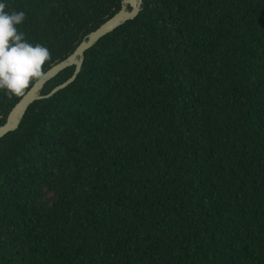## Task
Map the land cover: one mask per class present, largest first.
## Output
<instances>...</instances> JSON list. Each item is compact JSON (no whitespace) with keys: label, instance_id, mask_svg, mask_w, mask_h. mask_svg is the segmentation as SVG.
I'll use <instances>...</instances> for the list:
<instances>
[{"label":"trees","instance_id":"trees-1","mask_svg":"<svg viewBox=\"0 0 264 264\" xmlns=\"http://www.w3.org/2000/svg\"><path fill=\"white\" fill-rule=\"evenodd\" d=\"M6 2L48 71L123 0ZM142 8L0 142V264H264V0Z\"/></svg>","mask_w":264,"mask_h":264},{"label":"clouds","instance_id":"clouds-1","mask_svg":"<svg viewBox=\"0 0 264 264\" xmlns=\"http://www.w3.org/2000/svg\"><path fill=\"white\" fill-rule=\"evenodd\" d=\"M25 20L24 11L10 10L6 0H0V93L8 100L24 98L47 79L50 50L27 40L20 30Z\"/></svg>","mask_w":264,"mask_h":264},{"label":"water","instance_id":"water-1","mask_svg":"<svg viewBox=\"0 0 264 264\" xmlns=\"http://www.w3.org/2000/svg\"><path fill=\"white\" fill-rule=\"evenodd\" d=\"M143 3L144 0H123L122 8L116 15L104 23L99 29L90 33L71 56L48 70L46 81L33 86L27 96L22 98L12 109L5 124L0 126V142L8 134L19 129L28 109L33 103L49 99L58 92L72 85L82 71L86 52L92 49L107 35L111 34L127 22L135 20L143 10ZM70 67H75L73 76L62 85L53 89L49 94L42 95L46 84Z\"/></svg>","mask_w":264,"mask_h":264}]
</instances>
